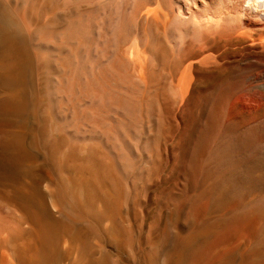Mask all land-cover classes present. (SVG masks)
<instances>
[{"label": "bare ground", "instance_id": "bare-ground-1", "mask_svg": "<svg viewBox=\"0 0 264 264\" xmlns=\"http://www.w3.org/2000/svg\"><path fill=\"white\" fill-rule=\"evenodd\" d=\"M165 152L149 264H264V0H0V264L130 242Z\"/></svg>", "mask_w": 264, "mask_h": 264}, {"label": "rangeland", "instance_id": "rangeland-1", "mask_svg": "<svg viewBox=\"0 0 264 264\" xmlns=\"http://www.w3.org/2000/svg\"><path fill=\"white\" fill-rule=\"evenodd\" d=\"M161 162L162 165L160 166L159 164V168L157 171L158 174L156 173L155 175L156 177L154 176L153 178L154 180L152 179L150 185L146 188L145 192L142 194L141 196L142 199L139 200L138 205H136V208L134 209L136 211L133 210L131 216L129 217L128 221L130 222L131 225L129 227L130 233L128 232V234L131 235L129 236L130 242L128 241V243H125L123 241L115 240V239L114 241L111 238L108 239L106 236L103 235L99 237L100 240L98 241L96 239L90 238L89 239L90 241L88 242V250L91 247L90 250L92 249L91 251L93 252L92 253L89 250L90 252L89 257L92 262L91 264H99L98 259L101 252L106 253V258H108L107 260L109 261V262L107 261V263L109 264H111L112 262L113 264L115 263L116 264H149V262L147 261L148 259H146L147 254H149V252L151 251L150 248L151 242L149 244V240L152 236H154L156 227L159 224L161 226L164 224L167 215L166 214L167 202L165 199V193L174 190L176 183L179 180L178 170L176 166L173 164V160L171 159L169 153L167 152L164 153ZM8 206L9 205L6 204L4 205V203H0V213H1L0 217L3 216L2 218L4 220L6 218L5 221L7 223L13 225L16 220L17 213L15 212V210L13 211L14 208ZM162 207L165 208V210H163ZM7 210L8 212H6ZM7 213L10 215H8ZM153 227L155 229H153ZM150 232L151 234H153L152 236H150L151 235ZM117 242L120 244L118 245ZM96 245L97 247H95ZM120 245L122 246V250ZM104 247L106 250L104 249ZM96 248L98 249L96 250ZM95 250L98 252H96ZM146 251L147 254H145ZM64 261L66 262V260Z\"/></svg>", "mask_w": 264, "mask_h": 264}]
</instances>
